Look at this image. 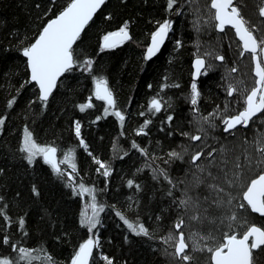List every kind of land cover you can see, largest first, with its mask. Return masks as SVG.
I'll return each instance as SVG.
<instances>
[{"label":"trees","instance_id":"16d2710c","mask_svg":"<svg viewBox=\"0 0 264 264\" xmlns=\"http://www.w3.org/2000/svg\"><path fill=\"white\" fill-rule=\"evenodd\" d=\"M71 2L0 0V118H5L0 131V258L17 261L19 253L13 250L15 245L33 250L36 258L31 264H46L47 257H51L54 264H71L80 244L98 233L101 252L95 254L92 264H107L104 256L112 259L113 264H172L165 242L169 233L178 235L182 231L185 238L212 233L219 241L222 234L229 233L228 227L218 221L211 224L208 220L198 222L191 217L197 211L201 217L211 218L222 216L223 212L209 207L203 199L198 209L182 210L179 206L186 192L201 198L210 195L204 185L196 187L202 174L195 166L192 165L193 170L169 156L171 152L177 153L183 141L190 140L193 134L187 114L188 103L181 102L177 96V90L193 81L191 46L187 44L193 37V29L184 12L185 5L178 0L169 10L168 0H109L73 48L77 66L61 78L55 92L44 102L39 99L35 84L27 82L29 71L22 49L33 43L46 22ZM165 20L172 23L171 38L154 60L147 61L145 46ZM125 24L131 29L133 40L114 49L102 50V38ZM89 59L91 71L85 67ZM206 78L201 79L200 89ZM96 79L107 80L119 94L116 104L125 117L123 123L119 117L105 119L103 110H80ZM172 80L178 83V89L173 88ZM159 84L161 89H157ZM220 87L215 85L207 91L203 88V99L209 102L207 105L202 102L204 105L199 111L203 114L224 104ZM135 88L137 94L130 97ZM160 92L164 97L163 108L155 113L149 106ZM263 115L249 128L237 133L240 135L222 131L216 143L217 150L223 147L228 150L229 157L238 155L246 142L253 141L263 129L258 125ZM169 116L173 117L171 122ZM75 119L81 122V135L87 147L77 139L73 129ZM145 121H151L146 128L148 131L156 129L164 141L163 147L152 149L134 140L136 128L143 127ZM25 129L41 147L58 149L59 159L64 164L61 166L63 176L45 163L42 156H37L31 164L27 161L26 153L21 151ZM114 135L119 138V149H113ZM137 140L146 143V138L137 137ZM133 143L138 147L134 148ZM66 155L69 156L67 162ZM97 161L107 165L111 170L109 176L103 175L104 168ZM149 161L158 170H164L168 179L162 174L154 178L152 173L141 171L142 165ZM73 163L76 167L70 176L63 169L68 171ZM210 170L215 174V168ZM258 173L259 169H254L244 179L255 178ZM129 180L134 182L132 187L128 186ZM81 184L94 189V202L91 194H78ZM242 191V188L232 191L236 199L231 207L240 218L233 225L236 233L244 231V221L264 227V217L250 208L237 207L244 202ZM93 203L98 209L103 207V211L99 212L100 223L90 232L80 221L85 212L92 214ZM117 212L130 223H142L151 237L131 232ZM181 218L184 225L175 229L174 225ZM21 219L23 226L19 223ZM5 237L8 244L3 243ZM200 243L205 241L200 240ZM192 255L199 263L208 264L209 253L192 252ZM253 255L255 264L257 252ZM258 264H264V254L260 255Z\"/></svg>","mask_w":264,"mask_h":264},{"label":"snow or ice","instance_id":"6c2138e0","mask_svg":"<svg viewBox=\"0 0 264 264\" xmlns=\"http://www.w3.org/2000/svg\"><path fill=\"white\" fill-rule=\"evenodd\" d=\"M105 2V0H72L71 4L62 11L56 18L51 19L35 39L33 43L22 49V55L27 58V67L30 69V80L39 86L41 101L47 102L53 90L57 87V81L65 74L73 70L77 61L74 59L73 45L80 38L81 32L85 25L91 20L96 10ZM178 0H168L167 8L169 10L177 4ZM242 0H210V8L215 11L212 13L211 19L215 21L214 27L221 33L225 32L226 27L234 29L236 37L241 42L240 55L246 53L251 55L254 62L255 82L254 86L244 97V106L237 114L226 116L222 119L224 125L223 131L231 133L232 130L238 126L248 128L255 119H259V114L264 113V28L254 26L241 12ZM179 14V12L177 13ZM258 16L264 18V0H260L258 5ZM264 24V21H261ZM127 24L121 27L118 31L108 33L103 37V49H112L119 44L130 39ZM172 28V23L165 20L160 23L158 29L151 35V44L147 48L146 58L151 59L157 52H159L161 45L168 37L169 31ZM177 45L181 46L180 41ZM208 55H211L209 53ZM215 59L224 61L223 55L215 56ZM85 67L91 71L92 61L89 59L85 61ZM210 67V65L208 66ZM194 80L191 84V97L190 102L193 106L198 104L200 92L198 90L195 79L199 76L207 75L208 68L205 65V59L199 55L194 61ZM202 69L204 70L202 72ZM238 69L233 67L230 72H236ZM151 87V86H149ZM227 95L233 96L238 93L240 89L233 83H228L226 87ZM95 98L105 101L108 108H115V99L111 89L108 87V81L105 79H96L95 81ZM14 102V101H13ZM91 102L80 105V110L84 111L86 108H92ZM163 108L160 99L153 98L150 102L149 110L159 113ZM106 113L108 109L104 110ZM198 111V108L195 109ZM143 115V113H141ZM114 115L119 117L123 123L125 117L120 111H115ZM216 115V113H210ZM100 119V117H97ZM172 116L168 117L171 122ZM207 121L208 117H204ZM151 121H145L144 126L140 129V133H144V128ZM5 124V118H0V131H2ZM75 134L77 137L81 135V125L79 122L75 123ZM185 135H188L187 133ZM193 141L201 140V136L193 135L190 137ZM83 143V141H81ZM134 148L138 146L133 143ZM86 147V145H85ZM22 152L26 153V159L31 164L35 161L37 156H42L45 163L51 165L55 172L63 176L60 164L56 160L57 149L55 147H41L32 137V133L25 129L23 138ZM142 153L147 155L144 149H140ZM220 153V160L217 161L214 153ZM227 149L220 148L219 150L213 148L208 152L209 162L207 166H201L196 162L204 156V151L201 149L196 152L192 157V163L196 166L197 170L202 174L198 179L196 187L204 185L209 196L200 197L192 195L188 192L185 193L183 199L179 201V206L182 210L189 208H199L201 199L208 203L209 207H215L224 215L215 218L201 217L197 211L191 219L198 222L208 220L211 224H216L217 221L228 227L229 233H224L219 241L212 234L208 233L205 236L194 234L192 238V252H207L210 254L208 264H254L253 252H257L255 264H258L260 255L264 254V227L256 225H249L244 221V231L236 233L233 231V225L240 218L235 211L232 210V202L236 199L232 195V191L242 188V201L237 205L240 209L250 208L252 212L264 216V132L260 133L253 141L246 142L243 150L238 155H227ZM169 156L172 158L182 159L179 153L171 152ZM241 156L244 162L241 163ZM65 162L69 161V156L64 157ZM101 168H104L103 175H109L107 167L97 161ZM76 165L73 163L72 168L75 169ZM216 169L215 174L210 169ZM254 169H259V173L255 178L245 180L246 174H251ZM168 179L166 172L159 169L155 170ZM155 178V176H154ZM171 183V181H169ZM133 181H128V186H133ZM175 185H173L174 187ZM138 188L139 185H136ZM36 195L38 191L33 188ZM89 193L92 196L93 202L96 197L94 189L86 188L83 184L79 186L78 194ZM172 195L171 191L168 193ZM176 201L174 200L173 203ZM92 214L88 215L87 212L82 216L80 223L88 228L91 232L96 229L100 223L99 212L103 211V207L97 208L93 203L91 205ZM2 212V210H0ZM117 216L127 225V228L136 235L151 237L149 230L142 224L130 223L121 213L117 212ZM20 225L23 226L24 221L20 220ZM184 225V220L181 218L178 223L174 225L175 229H181ZM199 236V239L195 237ZM200 240L205 241L204 244ZM251 240V243H250ZM166 243H171L175 251L171 255L177 259V264H196L195 257L189 254V243L185 241V236L182 231L177 234L169 233L166 238ZM3 243L8 244L7 237L4 238ZM99 247V239L89 238L80 244L78 251L75 252L71 260V264H90L93 257L94 248ZM13 250L18 251L19 256L17 261H13L7 257L0 258V264H19L20 261L31 264L32 260L36 257L33 256V250L24 247L17 248L13 245ZM167 253V249H165ZM103 259L107 264H113L112 259L104 256ZM46 264H54L51 257H47Z\"/></svg>","mask_w":264,"mask_h":264},{"label":"bare ground","instance_id":"6f19581e","mask_svg":"<svg viewBox=\"0 0 264 264\" xmlns=\"http://www.w3.org/2000/svg\"><path fill=\"white\" fill-rule=\"evenodd\" d=\"M109 0H107V2H108ZM206 1V0H205ZM106 2V3H107ZM180 2L182 3V5H185V8H184V12H185V14L187 15V18H189V20L190 19H193L196 15H193V14H191L192 12L190 11V9H189V6H188V4H187V0H180ZM209 2V1H208ZM105 3V4H106ZM105 4L103 5V7L105 6ZM205 7H206V10L208 9L209 10V8H207L208 6H206V5H204ZM103 7L100 9V11L103 9ZM245 10V14L247 15L248 14V16L249 17H251V15L246 11L247 10V8H244ZM99 11V12H100ZM98 12V13H99ZM97 13V14H98ZM59 14V13H58ZM57 14V15H58ZM96 14V15H97ZM56 15V16H57ZM245 16V15H244ZM55 17V16H54ZM53 17V18H54ZM96 17V16H95ZM94 17V18H95ZM177 17H175L174 19H176ZM52 19V18H51ZM50 20V19H49ZM48 20V21H49ZM47 21V22H48ZM46 22V23H47ZM191 25H192V21H191V23H190ZM46 25V24H45ZM44 25V26H45ZM199 25H200V23H199ZM230 27V26H229ZM43 29V28H42ZM198 29H199V27H198ZM127 30L130 32V34H131V29H130V27L128 26L127 27ZM196 30V29H195ZM194 29H193V37H192V39L190 40V42H188V41H186V43L187 44H190V46H191V68H192V77H193V80H194V76H193V74H194V71H195V68H194V61H195V59H196V57L199 55L201 58H203V59H205V65H206V67L208 68V71H207V75H201L203 78H206V77H208V76H210V77H208V78H206V79H204L203 80V82H202V89L200 90V97H199V100H198V104L196 105V106H193L192 104H191V102H190V97H191V84L192 83H188L187 84V87L186 88H184V89H181V88H183V87H181L180 88V91L179 90H177L178 91V93H177V96L179 97V100L181 101V102H187L188 103V105H187V107H188V112H187V114L189 115V120H190V122H189V124L191 125V129H193V134L197 131V128L198 127H196V119H195V116H197V117H199V119H204V117H206V116H204L205 114H203L202 113V111L200 110L199 111V109H200V106L202 107L204 104H208L209 102H208V100L207 101H205L204 99H203V93H204V91H207L208 89H211V88H213V86H215V85H218V86H223V81H225V80H229L230 81V83H231V81L233 80V72H231L230 73V71H223V70H217L216 69V67H214V69H212L211 67H208L209 66V62L211 63L210 65H213V64H215V62L217 61V59H215V56H217V55H219V54H222V55H225V57L227 58V59H229V57L231 56V52H232V50H233V45L231 46L230 44H227V45H217V46H215L213 49L210 47L209 49L210 50H206L207 51V53H211V55H208L207 57H208V59H206L203 55H206L207 53H202L201 52V50H202V46H199L200 45V43H201V38L200 39H198V36H199V34H201L200 33V31H201V29H199V34L195 31ZM42 31V30H41ZM116 31H118V30H116ZM114 32V31H113ZM111 33V32H110ZM171 33H172V29L170 30V33H169V36L167 37V39H166V42H165V45H166V43H167V41H168V39H170L171 38ZM107 35V34H106ZM38 37V36H37ZM133 40V36H132V34H131V38L128 40V41H126V42H131ZM150 41H151V38H150ZM150 41L148 42V44L145 46V58H146V53H147V48L149 47V45H150ZM126 42H123V43H121V44H119L118 46H121L122 44H124V43H126ZM177 43V42H176ZM181 43V42H180ZM209 43H207V45H208ZM102 48H103V38H102ZM164 45V46H165ZM206 45V46H207ZM117 46V47H118ZM164 46H163V48H164ZM206 46H205V48H206ZM221 46H223L224 48H221L220 49V47ZM117 47H115V48H117ZM163 48L161 49V50H159V52H157V54L155 55V57H153V58H151V59H147V61H152V60H154L158 55H159V53L163 50ZM200 48H201V50H200ZM205 48L203 49V50H205ZM112 49H114V48H112ZM234 49H235V47H234ZM219 52V53H218ZM221 52V53H220ZM217 54V55H216ZM202 55V56H201ZM75 59V58H74ZM206 60H208L209 62H207ZM77 65H75L74 66V68L76 67ZM253 66H254V64H253ZM28 68V67H27ZM28 71H29V69H28ZM204 70H202V72H203ZM250 73H249V75H248V78H244V79H237V80H244V81H246V83H248L249 82V86H250V88H249V91L251 90V88L254 86V82H255V75L254 76H252V81L250 80ZM29 80H30V73H29ZM196 81V80H195ZM193 82V81H192ZM31 83H33V84H35V86H36V88H37V90H38V97L40 96V91H39V86L35 83V82H31ZM171 84L173 85V88L175 87L176 89H178V87H179V85H178V83L176 82V81H171ZM108 86H109V88L111 89V91H112V93H113V97H114V99H115V102L117 103V100H118V93L116 92V90L114 89V88H112L109 84H108ZM203 88H204V91H203ZM157 89H161V85L159 84V86L157 85ZM95 82H94V84L92 85V87L89 89V91L86 93V104L87 103H89V102H91L92 103V105H93V107H92V109L93 110H95V111H97V112H101L102 110H103V114H102V116L103 117H105V119H108V118H115V117H117V116H115L114 115V112L115 111H119V108L117 107V104L115 105V108H108V105H107V103L105 102V101H101V100H98V99H96L95 98ZM137 93H136V88H135V90L134 91H132V93L130 94L131 96L130 97H133V96H135ZM205 94V93H204ZM223 94V101H226V98L224 97V93H222ZM170 96H173V93L172 92H170ZM129 97V98H130ZM161 98V103L163 102V99H164V97H163V95H162V93L160 92V96H159V93H157L153 98ZM175 97V96H174ZM203 99V100H202ZM204 104H203V103ZM228 102V101H227ZM205 107V106H204ZM108 109V112L106 113L104 110L105 109ZM196 108H198V111H195V109ZM226 108H228L227 107V104L224 102V104H221V105H219V108H217V109H214L213 111L216 113V112H218L219 110H225ZM121 112V111H120ZM75 121H78L79 122V120L78 119H75L74 120V123H75ZM79 123H81V122H79ZM208 123L211 125V129L208 131V134L206 135V136H204L205 134H203L202 133V135L203 136H201V140H199V141H193L191 138H190V140H185V141H183V143H182V147L178 150V152L177 153H183V152H188V157H184V158H182V159H179V158H175V159H178V161L179 162H182V163H184V164H186V166L188 167V168H190L191 167V169H193L192 168V165L193 166H195L193 163H192V160H191V157H192V155H191V153H193L194 151H196V150H199V149H204L203 151H204V156L203 157H201V159L199 160V161H197L196 163L197 164H199L200 165V163H201V161H202V159H204L205 160V162H207V163H204V166H207L208 165V162H209V158H208V152H210V151H212V149L213 148H215V149H217V147H216V143L218 142V141H220V136L222 135V130L219 128V125H218V123L216 122V120H214L213 118H209V120H208ZM209 126V125H208ZM74 128V132H75V125L73 126ZM142 128V126H138L137 128H136V136L137 137H143V138H146V143L145 144H142L139 140H137V137H135V139L134 140H136L137 141V143L138 144H140L141 146H145L146 144H148L149 145V147H151L152 149H157V148H159V147H163L164 146V141L160 138V135L159 134H157L156 133V129H153L152 128V130H150V131H148L147 130V128H144V133H146V134H142V133H140V129ZM202 129V128H201ZM150 133H151V135H150ZM193 134H192V136H193ZM148 136H150V138H148ZM148 138V139H147ZM77 139L79 140V141H83V143L82 144H84V145H86V147H87V142H86V140L84 139V137L82 136V135H80L79 137H77ZM181 140V139H180ZM204 140V142H206V143H204V144H202V146L201 147H199V144L202 142ZM119 138H117L115 135H114V137H113V140H112V145H113V149L115 148V149H119ZM53 147H55V146H53ZM56 148V147H55ZM167 149V148H166ZM58 150V149H57ZM200 151V150H199ZM214 157L216 158V160L218 161L219 160V158H220V153L219 152H217V153H214ZM159 163L160 164H162L163 162L162 161H159ZM61 166H64V164H63V162H61ZM106 167H107V165H106ZM196 167V166H195ZM61 168V167H60ZM158 167L157 166H155V165H153L150 161L149 162H145L144 163V165H142V167L140 168V170L141 171H148L149 173H152L153 174V176H159V175H161L159 172H157V171H155V170H158L157 169ZM62 169V168H61ZM173 170H174V168H172ZM67 174L68 173H71V171H73V168L72 167H70V168H68L67 170L68 171H66L65 169H63ZM194 170V169H193ZM72 174V173H71ZM69 175V174H68ZM180 186L182 187L183 186V182L181 181V183H180ZM183 188V187H182ZM183 194H184V191H183ZM184 196H185V194L184 195H182V199L184 198ZM96 237H98V239H99V247H97V248H95V250H94V256H93V259H94V257H95V254L97 253V252H101V246H100V238H99V236H98V233H95L92 237H90V238H96ZM89 239V238H88ZM86 240H84L83 242H85ZM82 242V243H83ZM81 243V244H82ZM79 249V248H78ZM168 249L169 250H172V251H175L174 250V247L172 246V244L169 242L168 243ZM169 256H170V258H171V260L173 261V264L175 263L174 261H175V258L171 255V252L169 253ZM196 260V264H198L199 263V260H198V258H196L195 259ZM199 264H201V263H199Z\"/></svg>","mask_w":264,"mask_h":264},{"label":"flooded vegetation","instance_id":"af4514ba","mask_svg":"<svg viewBox=\"0 0 264 264\" xmlns=\"http://www.w3.org/2000/svg\"><path fill=\"white\" fill-rule=\"evenodd\" d=\"M214 11H215L214 9H211L210 14H212ZM191 21H192V25H193L194 22H193L192 19H190V22ZM199 23H200V25H199ZM199 23H198V27L199 26L201 27V31H200L201 34H199L198 39L201 38V43H200L199 46H202V50L200 48L202 53H207L206 50H210L209 48L211 46H212L211 48L213 49L215 46L220 45V44L221 45L222 44L223 45L230 44L231 46L233 45V50L231 52V56L229 57V59H227L225 57V55H223L225 57L224 61L217 60L215 62V64H213V65H210L211 63L208 60H206L207 62H209L210 67L212 66L211 67L212 69H214V67H216L217 70L230 71L233 68V65L237 62L236 58L234 57L235 54H239L241 52V50H242L241 49V42L236 37L234 29H232L231 27H226L225 32L221 33L214 27L215 21L211 19V16L210 17L207 16V20H206V15H203V16L199 17ZM207 43H209V44L207 45ZM205 46H206V48H205ZM234 47H235V49H234ZM204 48H205V50H203ZM221 48H224V47L221 46L220 49ZM208 54L209 53H207L206 55H203V56L206 59H208V57H207ZM233 54H234V56H233ZM219 55H222V54H219ZM244 56H251V55L246 53ZM224 64H226V65H224ZM253 64H254V62L252 61V76L255 75L254 74V66H253ZM202 78L203 77L200 76V78L195 81L197 83L199 92L201 90L200 87H199V84H200V81H201ZM223 83H224L223 86L220 85L221 86L220 87V91L222 93H224V97L226 98V101H228V102H226V101H224V102L226 104L229 103V107L226 108L224 111L222 109L219 110L218 112H219L220 115H218V117H215V116L210 117V118H213L214 120H216V122L219 125V128L222 131H223V128H224V125L222 124V119L224 117H226V116L235 115L240 110H242V108L244 106V97H245V95L247 94V91H249V88H250V86H249L250 84L246 83V81H244V80H235V81L232 80L231 83L235 84L240 89V91L238 93H234L233 96H228L227 95V91H226V87H227V84L230 83V81L229 80H225V81H223ZM262 114L263 113L259 114V116H261ZM251 125H252V123L250 124V126ZM244 129H247V128H243L241 126H238L236 129L232 130L231 133H226L224 131L223 132L226 133V134H233V133H236V132H240V131H242ZM261 217H264V216H261ZM253 258H254V255H253Z\"/></svg>","mask_w":264,"mask_h":264},{"label":"rangeland","instance_id":"374dc122","mask_svg":"<svg viewBox=\"0 0 264 264\" xmlns=\"http://www.w3.org/2000/svg\"><path fill=\"white\" fill-rule=\"evenodd\" d=\"M259 3H260V0H242V4L240 5L241 6V12H242L243 15H245V18L248 19L254 26H259V27L264 28V24H261V21H264V18H261V17L258 16V5H259ZM187 4L189 6L190 11L192 12L191 14L196 15V17L192 19L193 22H194V24L192 25V29H194V30L196 29L195 31L198 33L199 29H201L200 26H199V29H198L199 17H201L203 15H206V20H207V16L208 17L212 16V14H210V11H211V9H210V0H206V1L205 0H187ZM204 5L208 6L207 8H209V10L208 9L206 10V7ZM244 8H247L246 11L251 15V17H249L248 14L247 15L245 14V11H244L245 9ZM233 56H234V54H233ZM234 57L236 58L237 62L233 65V67L237 68L238 70L236 72H233V81H235L237 79L248 78L249 73H250V76H251L250 80L252 81V58H251V56H244V55L241 56L240 53H239V54H235ZM224 65H226V64H224ZM157 99L161 100L160 97L157 98ZM227 107H229V103H227ZM211 112L215 113L214 111H211ZM210 113H208L207 115H204V116L208 117V120H209L210 117H213V116L218 117V115H220L219 112H216V115H211L210 116L209 115ZM195 119H196V124H197L196 127H198V128H197V131L193 135L203 136L202 135V133H203V134H205L204 136H206L208 134V131L211 129V125L208 123V120L205 121L204 119H199V117H197V116H195ZM76 122H78V121H75V123ZM75 123H74V125H75ZM258 125L263 126V129L259 133H257V136L260 133L264 132V115L262 116V118L259 121ZM237 133L238 132H236L234 134H237ZM237 135H240V134H237ZM204 143H206V142H204V140H203L199 144V147H201L202 144H204ZM199 150H201V149H199ZM199 150L194 151L193 153H191V155L193 156ZM179 154H180V156L182 158L188 157V152L187 151L183 152V153H179ZM204 159H202V161L200 163L201 166H204V163H207V162H205ZM107 169H108L109 175H110L111 174V170L108 167H107ZM68 174L70 176H72L71 173H68ZM109 175H107V176H109ZM203 204H202V206H203ZM192 209L194 210L196 208L193 207ZM193 237H194V234L192 235V238ZM192 238H185V241L187 243H189V250L188 251H189L190 255H192V251H191ZM170 252L173 253L174 251L170 250ZM174 262H175L174 264H177V259L176 258H175Z\"/></svg>","mask_w":264,"mask_h":264},{"label":"water","instance_id":"95a60500","mask_svg":"<svg viewBox=\"0 0 264 264\" xmlns=\"http://www.w3.org/2000/svg\"><path fill=\"white\" fill-rule=\"evenodd\" d=\"M106 2H107V0H105V2H104V3H103V4H102V5L96 10V12L93 14L91 20L88 21V23L85 25L83 31L81 32L80 37L82 36V34H83L84 31L86 30L87 26L92 22V20H93L94 17L96 16V14L100 11V9L103 7V5H104ZM70 4H71V3H70ZM70 4H69V5H70ZM69 5H68V6H69ZM68 6H67V7H68ZM67 7H65L62 11H64ZM62 11H61V12H62ZM61 12H60V13H61ZM60 13H59V14H60ZM59 14H58V15H59ZM58 15H57V16H58ZM57 16H55L54 18H56ZM54 18H52V19H54ZM50 20H51V19H50ZM50 20H49V21H50ZM49 21H48V22H49ZM48 22H47V23H48ZM47 23H46V24H47ZM45 26H46V25H45ZM45 26H44V27H45ZM114 32H116V31H114ZM111 33H112V32H111ZM128 33H129V36H130V38H131V34H130L129 31H128ZM169 33H170V31H169ZM168 36H169V34H168ZM37 38H38V37H37ZM237 38H238V37H237ZM166 39H167V38H166ZM166 39H165L164 43L161 45L160 50H161V49L163 48V46L165 45ZM78 40H79V39H78ZM78 40H77V42H78ZM128 40H129V39H128ZM128 40H126V41H128ZM126 41H124V42H126ZM77 42H76V43H77ZM76 43L73 45V48H74V46L76 45ZM150 44H151V41H150ZM149 46H150V45H149ZM156 54H157V53H156ZM156 54H155V55H156ZM73 55H74V54H73ZM155 55H154L153 57H155ZM153 57H152V58H153ZM26 60H27V58H26ZM202 70H203V69H202ZM194 72H195V71H194ZM29 73H30V69H29ZM65 74H66V73H65ZM65 74H64V75H65ZM254 74H255V73H254ZM64 75H63V76H64ZM63 76H62V77H63ZM193 76H194V74H193ZM62 77H61V78H62ZM61 78L57 81V86H58V84H59ZM199 78H200V76H199L198 78H196L195 80H198ZM108 87H109V86H108ZM56 89H57V87L53 90L52 94L55 92ZM52 94L49 96L48 100L50 99V97L52 96ZM56 149H57V148H56ZM56 160H57V162L60 164V167H61V162H60V160H59V153H58V150H57V153H56ZM256 214H258V213H256ZM258 215H260V214H258ZM260 216H261V215H260ZM254 225L261 227V226L258 225V224H254ZM250 243H251V240H250ZM94 250H95V248H94ZM94 250H93V256H94ZM254 252H255V251H254ZM254 252H253V253H254ZM92 262H93V257H92L91 260H90V264H92Z\"/></svg>","mask_w":264,"mask_h":264}]
</instances>
